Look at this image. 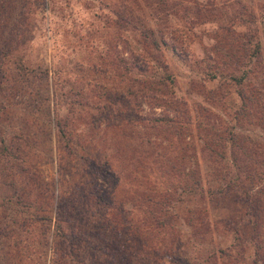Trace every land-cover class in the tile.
I'll list each match as a JSON object with an SVG mask.
<instances>
[{
	"label": "rangeland",
	"instance_id": "rangeland-1",
	"mask_svg": "<svg viewBox=\"0 0 264 264\" xmlns=\"http://www.w3.org/2000/svg\"><path fill=\"white\" fill-rule=\"evenodd\" d=\"M257 190L264 0H0V264H253Z\"/></svg>",
	"mask_w": 264,
	"mask_h": 264
},
{
	"label": "trees",
	"instance_id": "trees-1",
	"mask_svg": "<svg viewBox=\"0 0 264 264\" xmlns=\"http://www.w3.org/2000/svg\"><path fill=\"white\" fill-rule=\"evenodd\" d=\"M154 44H155V46H157L156 43H154ZM253 49L254 50L252 51L251 55H256L257 52H258V49L256 48V45L254 46ZM234 64H236V63H234ZM243 64H245V62ZM133 66L136 68V70L138 72L145 71V69H146L145 64L144 63L139 64L137 62V60H136V62H134ZM246 70H247L246 68L245 69L243 68L242 69V74L240 76H238V77L234 76V75H229V77L232 78V80L235 82V84H240L244 80V78L246 76ZM218 74L219 75H223L221 72H219ZM214 75H211V76H214ZM237 95H238V97L240 99V105H242V106H240L239 108L236 109L235 115H240L241 116L242 115L241 112H243V109L241 107H243V103H244V105L246 104V100L248 98L241 91L238 92ZM56 127H57L59 135L60 136L63 135V130L64 129H63L62 125L61 124L58 125L56 123ZM227 135L228 136L226 138H224L221 135H219V138H218L219 139V143L217 145H218L219 148H221L222 146L225 148L226 145H230L229 149H230V152L232 154L233 151H232L231 147H233V146L235 147L236 146V143H235V140H234V138H235L234 137V133L229 131L227 133ZM227 140H228V143H226ZM207 148L210 149V147H208V146H207ZM233 160H235V157H234ZM257 193H259V190H257V192H255L253 194H249L248 195V199L246 200V202H247L248 207L250 208V209H248V214L250 216H252V217L254 216V218H255V221H254V223L252 225L253 226L252 230H253L254 247H256L254 249V255L256 256V258L253 260V264H264V256H260L259 255V250L261 251V245H260V243L258 241V239L260 238V236H259L260 235V227H259L260 226V220L263 219L262 216L264 214V204L262 203V199H260V196ZM257 261H260V263H257Z\"/></svg>",
	"mask_w": 264,
	"mask_h": 264
}]
</instances>
